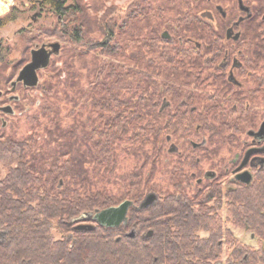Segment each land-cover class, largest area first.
Masks as SVG:
<instances>
[{
	"label": "trees",
	"instance_id": "16d2710c",
	"mask_svg": "<svg viewBox=\"0 0 264 264\" xmlns=\"http://www.w3.org/2000/svg\"><path fill=\"white\" fill-rule=\"evenodd\" d=\"M154 1L144 3L138 11L128 12L123 24L110 19L101 22L103 39L90 44L87 41L90 21L79 0H31L34 7L56 17L58 36L73 45L72 51L79 59L95 49L107 48L102 52L110 55L122 43L129 48L139 44L144 58L141 71L148 70L153 57L150 51L160 39L158 20L161 19L154 16L161 14L167 22L163 29L177 26L170 29L173 40L180 36L206 42L214 34L210 29L192 27L210 24L204 18L199 19V12L192 11L207 10L212 3L203 6V0H164L159 4ZM167 55L173 60L171 53ZM96 58L94 55L95 67ZM77 62L81 63L78 59ZM108 65L105 77L102 76L104 67L98 66L88 88H79L80 78L73 64L67 65L66 79L56 78L53 70L41 87L45 94L41 107L43 120L54 112L53 100L56 105L57 101L60 103L57 96L60 90L67 98L68 90L78 89L75 93L79 97L92 99L86 121L64 123L65 118L56 109V120H50L51 126L44 121L37 123L45 135L37 137L39 132H35L24 140L13 134L0 138V158L16 165L0 184V264H202V258L213 246L207 245L208 239L198 232L223 231L222 219L215 208L199 202V208L195 209L185 190L160 195L157 205L138 208L150 180L139 162L143 159L144 164L152 166L148 161L154 152L151 148L154 138L163 133L172 134L176 140L183 138L193 132L195 122L200 124V130L223 140L236 128L234 108L229 105L230 110L220 111L205 106L196 112L187 109V126L180 124L183 113L175 114L172 127L166 126L167 111L160 112L154 105V100L165 97V90L153 92L156 86L148 73L128 79L118 65ZM138 67L141 66L136 65V73ZM161 82L164 85L165 81ZM122 144V151L134 155L137 161L130 172L114 178L116 148ZM154 148L158 153L162 150L156 145ZM178 167L171 174L181 177V166L178 164ZM35 174H40L39 178ZM104 182H119L121 192L113 195ZM254 183H258L256 191L240 192L239 206L235 209L228 206L232 211L228 221L234 215L233 224L264 231V202L256 201L264 196V171ZM175 186L178 188L179 184ZM124 200L133 204L126 225L106 228L91 220L95 224L91 231L75 227L77 217L91 215ZM52 227H56L58 239L52 237ZM126 228H134L132 235H124ZM148 230L153 235L144 238Z\"/></svg>",
	"mask_w": 264,
	"mask_h": 264
},
{
	"label": "flooded vegetation",
	"instance_id": "af4514ba",
	"mask_svg": "<svg viewBox=\"0 0 264 264\" xmlns=\"http://www.w3.org/2000/svg\"><path fill=\"white\" fill-rule=\"evenodd\" d=\"M235 1L230 8L220 4L215 5L214 10L221 19L220 25L217 23L213 25L210 22L206 25L192 26L197 29L212 30L214 34H211L212 38L209 41L189 37L182 39L180 36L173 40L174 37L170 33L171 25L169 29L163 30L160 39L154 42L156 45L154 44L150 51L153 57L150 58L148 71H141V67H138L137 73V76H141L143 72L148 73L156 86L153 92L165 90L163 91L166 93L165 97L154 100V105L160 112L167 111L166 126L172 127L174 116L178 113H183L180 124L187 126V109L196 112L205 106H213L215 109L224 111L230 110L227 107L229 105L235 111L233 119L236 128L242 126L241 124L247 126L245 134L248 139L240 142V146L236 147L237 152L228 163L219 162L217 158L214 168L202 171L197 163L198 160L193 166L194 170L190 173V183L193 185L188 187L179 185L178 188L175 186L176 191L179 189L186 191L187 188L195 186L197 194L203 195L200 202L211 205L218 213L224 206H232L235 209L240 192L257 189L258 186L255 187L257 183L255 184L254 181L257 175L264 171V0ZM240 2L244 8H241ZM0 5V12L8 9L4 3L1 2ZM218 6L221 8L219 9ZM37 9L38 11L31 16L33 22L44 12L41 8ZM204 13H209L210 16H204ZM213 16L210 10H204L201 15L208 22L213 19ZM227 20L230 21L223 24ZM229 29H231L230 34H228ZM50 43L36 44L29 48V56L20 58L17 63V66L20 65L18 70H15V74H12L9 79L6 73L0 71V84L3 81L6 86L5 90L0 89L2 124H4V116L14 113L12 103L17 101L14 91L19 87L31 88L25 86L23 81H16L20 70L30 62L32 50ZM166 52L171 53L173 60L167 58L169 56ZM157 62L160 65H157ZM38 72L39 70L37 75ZM161 80L165 81L164 85ZM7 90L9 92H6ZM168 96L178 99L177 103H174L175 100L169 99ZM5 107L10 108L8 113L4 112ZM193 127V133L200 132L199 123H193ZM236 139L240 141V138ZM188 140L189 143H187ZM165 141L170 143L168 154L181 156L184 158L183 163L186 162V157L182 154L188 146L192 151L206 146L204 140L196 142L193 139L185 140L184 137L174 140L170 133L166 134ZM204 151H207L206 148ZM187 160H189L188 157ZM180 168L184 173L183 167ZM244 173L250 175L249 183L237 178L238 175ZM222 178H226L228 184L225 185V180ZM151 193L155 195V199L150 206H155L160 202L161 197L156 192ZM132 206L133 204L130 207ZM230 219L235 221V216L232 215ZM126 221L127 218L121 225H126ZM244 229L250 232L237 234L230 229L224 230V228L223 231L217 233L206 232L202 238L208 239L207 245H212L213 248L208 249L209 252L202 258V264H264V231H255L248 225H245ZM147 234L148 232L144 238L148 237Z\"/></svg>",
	"mask_w": 264,
	"mask_h": 264
},
{
	"label": "rangeland",
	"instance_id": "374dc122",
	"mask_svg": "<svg viewBox=\"0 0 264 264\" xmlns=\"http://www.w3.org/2000/svg\"><path fill=\"white\" fill-rule=\"evenodd\" d=\"M149 1L150 0H79L81 5H83L84 7L83 12L85 11V17H87L88 20L90 21L89 28L91 32L87 35V41H89L90 44H92L94 41H102L103 35L101 33L102 25L100 27L101 22L110 19V20L118 21L119 24L120 23L123 24L128 12L138 11L140 9V6H143L144 3ZM161 1L164 0H156L153 3L159 4ZM234 1L235 0H203V6L207 2L212 3L211 6L206 7L208 8L207 10H210L214 14L213 19L210 20L209 23L211 22L213 25L215 23L219 25L221 24V19L219 18L218 13L214 10L216 4H220L223 7L226 6L230 8V6H233ZM245 1L251 2L252 0H245ZM1 2L7 5L8 9L4 10V12H0V40L2 41L1 42L2 52L0 54V68H1L0 71L6 73L8 79L12 76V74H15V70L16 71L18 70L20 65L17 66V63L20 60V58L23 56H29L28 54L29 48L34 47L36 44L40 45L42 43H48V42L49 43L59 42L61 45L59 53L51 57L49 65L46 68L39 70L38 72L39 84L37 86L31 88L19 87L14 91V94L17 97V101L12 103L14 113L12 115L4 116V122H3L4 124H2L0 120L1 139L2 136L5 137V135H11V134H13L14 137L20 140L22 139L24 140L28 138L30 135H33V133L35 132L36 133L39 132L37 133V137L45 135L43 134V131L41 129L37 128V123L44 121L47 123V126L48 125L51 126L50 120L51 119L56 120V115H57L56 109L59 111L60 117L63 119L65 118L64 123L71 124L73 120L86 121L88 116V111L91 109L90 107H91L92 99L88 97L87 98L79 97L77 93H75L76 91H79L78 89L68 90L69 96H67V98L63 94V91L60 90V92L57 94L60 103L57 101L58 105H56V100H53L54 109L51 110H54V112H51L47 120H43L44 118L42 117L41 107L45 100V94L42 93L41 87L44 84L47 77H49L52 74L53 70L54 72H56V78L64 80L67 78L69 73V69L67 65H69L70 67L73 64V67L77 69L78 71L77 75L80 78L79 88L84 89V88H88L89 82H92L95 79L96 73L98 71L97 70L98 66L100 67V65L104 67V69L102 70L103 77H105V75L107 74L109 69L108 64H110V65H118L120 67L121 73L127 75L128 79L129 77L137 76L136 65L141 66L142 69L144 67L143 65L144 58L141 57L143 49L140 50L139 44L137 45L136 48H131V47L129 48L122 43L120 44V47L115 48V51H113V53L110 55H107L105 54V52L104 53L102 52V51H106L107 48H105L104 50L95 49V51L93 50V52H89L88 54L83 55V57L79 59L76 56L77 53L75 51L74 52L72 51L73 45L70 44L69 42H65L58 36L59 27H58L57 19L54 15L48 13L47 11H44L39 16H37L36 21L33 22L31 20V16L36 11H38V9L32 5L31 0H11L10 4H8L5 0H0V3ZM252 5L255 6V4ZM93 6L96 7L95 9L98 10L93 9ZM179 12L186 13L187 11H179ZM192 12L193 13L199 12L198 17L199 19L201 18L203 20L201 15L204 11L194 10ZM154 17L156 19L158 18L161 19L158 20V24L161 23V25L158 26L159 27L158 34L161 35L163 30H165L163 28L165 27L164 25L167 24V22L164 21V18H162L161 14H159L158 17L156 16ZM204 21H208V20L205 19ZM140 24H144V22H141ZM151 24L155 25L154 23H152V20H151ZM199 25L200 24H198V26ZM99 27L101 28V30ZM170 27L172 28L173 26L171 25ZM172 34L174 35V32H172ZM120 41H123V39L120 38ZM94 55L97 56L96 58L98 62L97 67H95L94 64V59H93ZM77 59L81 62L80 64H78ZM143 86L145 87L144 84ZM5 87L6 86L2 81V84H0V89L5 90ZM6 92H9V90H7ZM168 98L169 99L173 98L172 100L173 101L175 100L174 103H177L176 100L178 101V99H176L175 97L168 96ZM177 98L180 99L181 97H177ZM241 125L242 126L236 128L235 131L230 130L228 136H225V138L221 141H220V137L212 136L210 132H206L202 130H200V132L198 133L192 132L187 136L183 135L185 140L193 139L196 142H200L202 140L206 141L205 148L208 151V152L204 151L205 148H200L195 151H192L191 148L190 149L188 148L189 147L188 146L187 149L183 151L182 154L183 157H186L185 158L186 162L184 163H183L184 158H181V156L175 154L172 155L168 154L170 143H166L165 133L154 138L153 140L154 145L151 147L154 152L152 154L151 160L148 161V163L152 164V166L148 164H144L143 162L145 160L143 161V159L141 158L139 162L140 163L139 165L143 166V172L150 174V175L148 174V178H150V180L147 183L144 196L146 197L151 192H156L161 196L166 195V193L169 194L176 193L177 190L175 188L176 184L182 185L183 187H188L190 185H193V183L192 184L190 183V179H191L190 173L191 171L194 170L193 166L196 164L198 160L199 161L197 163L199 164V167L202 168V171H205L210 168H214L217 158H219V162H222L224 164L228 163L229 160L233 157V155L237 152L238 148L236 147L240 146V142H243L244 140L248 139L245 134L247 130V126H245V124H241ZM176 138L177 137H175L174 140H176ZM236 138H240V141L237 140ZM162 139L163 141H161ZM235 140L237 141L235 142ZM187 143H189V140ZM155 145L157 146V148L158 147L162 148L160 153L155 152L154 150ZM146 148L150 149V146H146ZM122 149H123V144L116 148L117 163L115 165V169L113 170L114 172L112 173V176L114 178L116 176L121 177L122 174L130 172L133 169L134 163L137 161L134 155L127 154L123 152ZM187 157L189 158V160H187ZM181 162L183 163L181 166L184 169L183 170L184 173H182V176L179 177L178 174H171L173 173V169L175 167H178V164ZM153 164H155L154 167ZM14 167H16L14 162L7 163L4 162L3 158H0V184L5 180V177L9 174L10 169L11 168L13 169ZM39 175L35 174V177L39 178ZM145 177H147V174H145ZM223 179L225 180V185L226 183L228 184L227 179L222 178V180ZM105 186L110 189L109 191L110 193H113V195L118 194V192H121L119 191L121 186L119 182H117V184L115 183L112 184L108 182L105 183ZM257 186L258 183L255 185V187ZM148 187H151L152 191H148L149 189ZM256 190L257 189L255 188L252 191H256ZM186 192L189 198H192L193 207L195 209H198L199 202L201 201V199H203V195L197 194V188L195 186L193 188L190 187L187 188ZM254 195H257V193H254ZM261 197L262 198L259 197L260 199H256L258 203L264 202V196ZM35 204L36 203L33 202V205ZM230 211L231 209L228 206H224L221 208V210L218 213L220 214V217L222 219L224 230L230 229L231 231L237 234L250 232L249 230L247 231L246 229H244L243 225L235 226L233 225L231 219L228 221V217L231 215L232 212ZM55 222L56 220L54 221V223ZM82 224L95 225L92 221H80V222L78 221L75 222L74 225L76 227ZM132 230H134V228H126L124 235L130 236L132 234L131 233ZM122 231H124L123 228L121 229V232ZM149 231L151 230H148L147 232ZM198 234L201 237H203L206 234V231H199ZM51 235L53 238L56 239L59 238L56 227L51 228Z\"/></svg>",
	"mask_w": 264,
	"mask_h": 264
},
{
	"label": "water",
	"instance_id": "95a60500",
	"mask_svg": "<svg viewBox=\"0 0 264 264\" xmlns=\"http://www.w3.org/2000/svg\"><path fill=\"white\" fill-rule=\"evenodd\" d=\"M5 1L8 4L11 3V0H5ZM240 6L241 8H244L241 2H240ZM218 8L220 9L221 7L218 6ZM203 15L207 17L210 16L209 13H204ZM230 32H231V29L228 30V34H230ZM60 48H61V45L59 42H52L47 45H42L38 48L36 47L34 50H32L30 62L27 63L20 70L16 81L18 82L23 81L24 85L27 87L37 86L39 82L37 71L40 69L46 68L49 65L50 57L52 55L58 54L60 51ZM8 111H10V108L5 107L4 112L8 113ZM263 132H264V127H263ZM237 178L245 183L250 182V175L246 173L238 175ZM154 199H155V195L152 193H149L144 198V200L140 203L139 208L142 209V208L149 207L150 205H152ZM131 205H132V202L130 200H124L118 205L110 206L102 210H98L91 215H82L78 217L77 219H75L74 222L92 220L99 226L106 227V228H116V227H119L126 220L127 212ZM76 228L78 230L91 231L95 228V225L82 224V225L76 226ZM151 234H152V231H149L147 236Z\"/></svg>",
	"mask_w": 264,
	"mask_h": 264
}]
</instances>
